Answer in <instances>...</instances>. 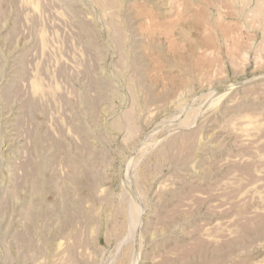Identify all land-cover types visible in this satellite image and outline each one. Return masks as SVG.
Instances as JSON below:
<instances>
[{
    "label": "rangeland",
    "instance_id": "obj_1",
    "mask_svg": "<svg viewBox=\"0 0 264 264\" xmlns=\"http://www.w3.org/2000/svg\"><path fill=\"white\" fill-rule=\"evenodd\" d=\"M0 264H264V0H0Z\"/></svg>",
    "mask_w": 264,
    "mask_h": 264
}]
</instances>
